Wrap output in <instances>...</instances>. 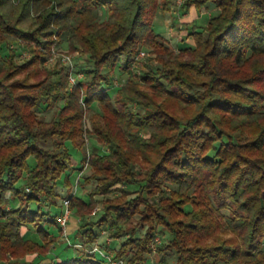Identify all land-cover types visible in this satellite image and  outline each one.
Segmentation results:
<instances>
[{"label": "trees", "instance_id": "obj_1", "mask_svg": "<svg viewBox=\"0 0 264 264\" xmlns=\"http://www.w3.org/2000/svg\"><path fill=\"white\" fill-rule=\"evenodd\" d=\"M175 1L0 0L1 262L110 264L92 252L102 229L125 236L108 258L150 264L161 228L164 264L169 255L173 264H264V0H180L183 12L218 11L184 24L193 43L178 50L152 25ZM57 41L89 62L71 90L64 67L37 66V46ZM19 42L30 54L21 63ZM143 47L151 55L136 60ZM116 66L130 75L109 95ZM40 104L55 109L49 120ZM85 138L100 146L88 154ZM72 149L91 185L87 200L66 199L80 221L69 237L76 248L58 247Z\"/></svg>", "mask_w": 264, "mask_h": 264}, {"label": "rangeland", "instance_id": "obj_2", "mask_svg": "<svg viewBox=\"0 0 264 264\" xmlns=\"http://www.w3.org/2000/svg\"><path fill=\"white\" fill-rule=\"evenodd\" d=\"M179 1L180 0H176L174 3V6H172L169 11L163 12V13L158 12L154 16L153 22H152L154 31L161 34L164 37V39L171 45V47H173L176 50H178L180 47H183L187 44L193 43L191 38L188 37L189 31L184 29V26H183L184 23H187L190 25L196 22L198 24L204 25L207 22V20L210 17L214 16L218 11L216 6L213 3H208L206 7L199 10V12L195 11L193 8H191L187 12H183L179 8ZM105 16H106V13L103 10H101L100 19H104ZM53 38L54 40H56L55 37ZM12 47L15 49V52L17 54L16 59L18 63H21L25 59L29 58L30 54L28 52V49H26V47L21 42L13 44ZM43 47L44 46L42 45L37 46V48L40 51H43L44 53V58L37 65L38 68L43 70V69H54V68L64 67L65 70L68 72V77H67L68 89L71 90L74 83L70 82L69 73L71 72V70H75L76 68L77 74L72 72V77H74L75 80L83 77L84 76L83 73L89 65L87 57L85 55H82L81 52L78 50L69 51L67 49L66 42L64 41L55 42L51 46L48 52H44ZM141 50L144 52V57L141 60L145 61L147 60L146 58L151 55L149 52L150 50L145 47H143ZM5 56H6V51L2 49V51L0 52V61H2L5 58ZM66 57L70 58L69 63L67 60H65ZM153 64L155 65V62H153ZM107 70L108 68L104 69V71H107ZM135 73H137L136 69L133 71V74ZM128 75H130L129 71H122L118 68V66H116L114 68V73L111 76L112 87L107 89L108 94L113 95L116 92L117 88L120 87L124 83ZM35 111L38 116H42L45 120H49L51 116L53 115L55 109H47L44 104H40L39 107ZM92 111L94 112L98 111V107L96 104L92 105ZM88 117H89V113L86 112L84 114V120H85V126L87 128L89 126ZM145 136H147V134H145ZM94 146H100V145H98L96 142H94L93 140L89 138H85V149L88 154L92 151V148ZM99 152L105 153L106 149L101 147V149H99ZM81 163L82 162H81L80 152L78 150L72 149L73 169L70 171V174H69L71 185L68 189H65V188L58 189L60 192V198L57 202H58V205L63 207L64 209L62 216H64V213H65L66 206H65L64 201L68 198L67 196L79 195L83 197L85 200H87V192L91 188V185L89 184L86 185V184H83L82 182H83V176L89 173V166L86 164V162H84L83 164ZM80 166L82 167L78 169ZM79 185H81V187ZM97 198H100V197H97ZM100 208H101V205L99 204L95 208L97 209L96 212L94 213L92 212L88 216V218L90 220L95 219L100 212ZM221 214L224 217H227L228 209H223L221 211ZM79 225H80L79 218L77 219L76 216L73 214V211L68 209V214L65 219V223L64 225H60L61 239L59 240L58 247H62L64 244H69V243L72 244L73 241H71L69 237L73 236V234L75 233ZM107 233L108 231L102 230V229H99L97 231L98 238L92 247V250H93L92 252L97 253L100 256L108 260V257H111L113 255L112 251L116 250L119 247L121 242L124 240L125 236L120 237L118 240H111L108 237ZM142 233H143V230H139L137 235H140ZM25 234H26V227L22 231V235L24 236ZM168 236H169L168 233L161 228H159L158 231L156 232V236L154 237V241H153L154 252H152V254L149 256L150 264L153 262H156L158 264H164L161 261L159 252L156 250V246L168 240ZM75 246L76 245L72 244L71 247L76 248ZM57 248H54L53 252H51L52 258H53L51 259V261L53 262L61 261V257L59 256L53 257V254L58 252ZM35 257H36L35 254H29V255H25L24 259L27 261L28 260L31 261ZM48 261L49 259L47 255V257L43 259L42 262H48ZM165 262L167 264H173V257L170 255L167 256L165 258ZM0 264H10V263L0 261Z\"/></svg>", "mask_w": 264, "mask_h": 264}, {"label": "built area", "instance_id": "obj_3", "mask_svg": "<svg viewBox=\"0 0 264 264\" xmlns=\"http://www.w3.org/2000/svg\"><path fill=\"white\" fill-rule=\"evenodd\" d=\"M143 57H144V52L143 51H139L138 54L136 55V60H140ZM65 60H67L68 63L70 62V58H68V57H66ZM70 68H71V66H70ZM69 76H70V82H72V83L75 84L76 83V80L74 79V77H72V70L69 73ZM64 203H65L66 209H65L64 216L60 217V219H59L60 225H64L65 219H66L67 214H68V207H67L68 206V200H65ZM108 261H109L110 264H123L122 261L121 260H118V259L108 258ZM151 264H158V263L153 262Z\"/></svg>", "mask_w": 264, "mask_h": 264}, {"label": "crops", "instance_id": "obj_4", "mask_svg": "<svg viewBox=\"0 0 264 264\" xmlns=\"http://www.w3.org/2000/svg\"><path fill=\"white\" fill-rule=\"evenodd\" d=\"M202 9H203V8H202ZM195 11H196V10H195ZM188 21H189V20H188ZM184 24H187V23H184ZM184 24H183V25H184ZM26 232H27V229H26ZM29 233H31V232H29V230H28L27 234H29Z\"/></svg>", "mask_w": 264, "mask_h": 264}]
</instances>
